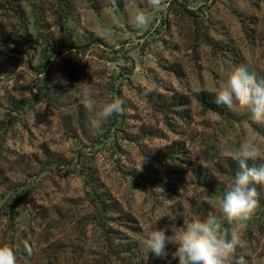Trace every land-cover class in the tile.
<instances>
[{
	"label": "rangeland",
	"instance_id": "obj_1",
	"mask_svg": "<svg viewBox=\"0 0 264 264\" xmlns=\"http://www.w3.org/2000/svg\"><path fill=\"white\" fill-rule=\"evenodd\" d=\"M67 1L0 0V245L17 264H167L144 232L214 218L237 259L264 264V186L242 226L220 212L264 126L214 102L235 67L264 79V0Z\"/></svg>",
	"mask_w": 264,
	"mask_h": 264
},
{
	"label": "clouds",
	"instance_id": "obj_2",
	"mask_svg": "<svg viewBox=\"0 0 264 264\" xmlns=\"http://www.w3.org/2000/svg\"><path fill=\"white\" fill-rule=\"evenodd\" d=\"M163 4L164 0H149L152 8L159 9ZM132 23L134 27L144 29L149 26V18L144 12H138ZM81 84L85 85L87 92V82ZM153 90L147 88L145 94ZM214 102L231 112L245 111L253 123L264 126V79L258 80L255 72L246 67L228 71L216 88ZM123 104L119 98L103 104L96 113L97 124L121 113ZM233 159L238 170L225 186L220 198V212L229 224L242 226L259 205L260 194L256 185L264 186V150L254 141L245 139L239 144ZM140 242L153 257L166 260L167 264H171V260L177 264H246L243 255L238 259L235 256L240 243L238 232L222 233L214 218L194 219L179 231L168 225L155 227L144 232ZM169 245L175 249L171 252V260L168 259ZM26 251L32 254L31 249ZM0 264H17L16 255L8 245H0Z\"/></svg>",
	"mask_w": 264,
	"mask_h": 264
},
{
	"label": "trees",
	"instance_id": "obj_3",
	"mask_svg": "<svg viewBox=\"0 0 264 264\" xmlns=\"http://www.w3.org/2000/svg\"><path fill=\"white\" fill-rule=\"evenodd\" d=\"M56 2L58 3L57 5H58L59 9H61V13L62 14L65 15V14H67L69 12V6H68L69 5V2L67 0H56ZM50 51H51V53H53L52 50H50Z\"/></svg>",
	"mask_w": 264,
	"mask_h": 264
}]
</instances>
